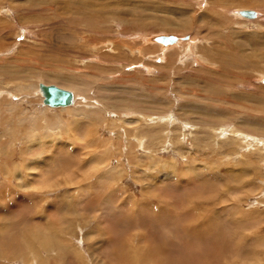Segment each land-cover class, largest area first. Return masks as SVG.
Segmentation results:
<instances>
[{"label":"rangeland","instance_id":"374dc122","mask_svg":"<svg viewBox=\"0 0 264 264\" xmlns=\"http://www.w3.org/2000/svg\"><path fill=\"white\" fill-rule=\"evenodd\" d=\"M41 84L76 100L47 108ZM0 155V237L74 184L76 231L70 209L49 228L68 264H264V0H0Z\"/></svg>","mask_w":264,"mask_h":264},{"label":"crops","instance_id":"0c3cea01","mask_svg":"<svg viewBox=\"0 0 264 264\" xmlns=\"http://www.w3.org/2000/svg\"><path fill=\"white\" fill-rule=\"evenodd\" d=\"M77 189L76 186L73 184L71 187V190H66L64 187H58L54 188L49 191V198L51 201L56 202V206L53 207L51 210H44L41 206L37 205V210L33 208L36 214L32 215L29 213H24V210L21 212H18L17 210H14L12 208L11 212V220L10 223L7 225V227L1 232L0 237V247L1 248H11L9 251V255H3L0 257V264H13L16 262H19V264H40L42 263V257L34 258V260H31L28 254H26L27 245L25 244V241L27 240V237L25 235L26 232L29 230L36 233V237L39 238L40 242H36L35 251H38V248H42V244H44V240L47 238L49 239V228L54 223V220H58L60 222H63L66 224L68 221L67 213L70 209L72 211V215L74 217H71V224H72V232L76 231V209H77ZM46 191L44 192V194ZM69 199V206H67V200ZM48 207H51L48 204H45ZM32 208V209H33ZM17 211V213H16ZM69 222V221H68ZM15 225V226H14ZM20 230L21 233L17 236V233L15 230ZM46 235V236H43ZM12 237L14 239H9L8 237ZM59 231H56V237L54 239H51L52 241V247L54 249V256L50 260V262H53L55 264L63 263L68 264L69 261L67 258H70V255L68 257V248L71 249V246L67 248L64 244L62 245L59 243ZM69 240H71L69 238ZM79 240V239H76ZM15 243H17V247L15 246ZM113 241L106 242L104 244V247H107L111 245ZM9 244V247H8ZM38 247V248H37ZM25 251V252H24ZM4 252V249H3ZM5 252H8L5 251ZM46 252L49 253L48 248H46ZM5 256V257H4ZM40 258V259H39ZM36 260V261H35ZM40 262H38V261ZM44 261V260H43ZM48 262V261H47Z\"/></svg>","mask_w":264,"mask_h":264},{"label":"bare ground","instance_id":"6f19581e","mask_svg":"<svg viewBox=\"0 0 264 264\" xmlns=\"http://www.w3.org/2000/svg\"><path fill=\"white\" fill-rule=\"evenodd\" d=\"M110 9V8H109ZM239 9H237V10H234L233 11V13L234 14H236L237 16H239V17H241V18H246V19H253V18H255L256 16H257V14H256V12H255V16L254 17H248V16H244V15H241L240 13H239ZM162 36H165V35H162ZM158 37V36H157ZM157 37H155V38H153V39H151V41H153V42H157V43H162V44H168V45H170V44H173L174 42H176L177 41V38H175L174 36H168V37H174V39L172 40V42H159L158 40H157ZM116 53V52H115ZM54 77H56L55 75H54ZM72 77V76H71ZM77 79V78H76ZM75 82V81H74ZM21 84V83H20ZM18 85V86H15L16 87V91L19 93V94H22V92H24L25 90H26V88H24L23 87V85ZM47 85H53V84H41V86H47ZM39 86V85H38ZM53 86H55V85H53ZM56 87H58V88H61V87H59V86H56ZM39 89H40V87H39ZM61 89H64V90H67V91H69L70 93H71V98H70V100H69V103L68 104H66V105H60V106H50V105H48V104H46L45 103V101H44V98H45V93L43 92V103L42 104H44V106H46L47 108H60V109H67L75 100H76V96H77V93H76V91H74V89L73 90H71V89H65V88H61ZM27 90H28V88H27ZM41 93V92H40ZM6 100V99H5ZM4 100V101H5ZM16 105V104H15ZM17 107V106H16ZM19 107V106H18ZM71 107V106H70ZM74 107V106H73ZM77 107V106H76ZM6 108V107H5ZM16 109V108H15ZM76 109V108H75ZM82 109V108H81ZM8 110H11V106H10V108H8ZM22 110H23V108H22ZM39 110V109H38ZM25 111V110H24ZM36 111V110H35ZM96 111V110H95ZM27 112H28V110H27ZM30 112V111H29ZM37 112V111H36ZM44 111L41 109V110H39V114H41V113H43ZM46 112V111H45ZM67 112V111H66ZM82 112H85V111H82ZM2 113V112H1ZM33 113V112H32ZM30 113V114H27L28 116H27V119L30 121V122H32V125H33V127H34V125H35V123H36V121H35V116L33 115V114H36V113ZM86 113V112H85ZM84 113V114H85ZM91 113H92V111H91ZM15 114V113H14ZM93 114V113H92ZM91 114V115H92ZM95 115H96V113H94ZM93 114V115H94ZM13 115V114H12ZM18 115V114H17ZM17 115L15 116V117H17ZM22 115H24L23 113H22ZM92 115V116H93ZM98 115V114H97ZM87 116V115H86ZM88 116H89V114H88ZM92 116H90V117H92ZM11 117V116H10ZM97 117V116H96ZM95 117V118H96ZM131 117H133V116H131ZM22 118H25V116L24 117H22ZM22 118H20V119H22ZM93 118V117H92ZM94 118V119H95ZM13 119H14V116H13ZM17 119V118H16ZM19 119V118H18ZM26 119V120H27ZM99 119V118H98ZM128 118H126V120H127ZM131 119V118H130ZM134 119V118H133ZM59 120V119H58ZM64 120H65V118H64ZM68 120V119H67ZM88 120V119H87ZM4 121V120H3ZM22 121H24V120H22ZM28 121V122H29ZM93 121V120H92ZM131 121V120H130ZM26 122V121H25ZM58 122V121H57ZM61 122V121H60ZM5 123V122H4ZM21 123V122H20ZM56 122H54V124H55ZM65 123V122H64ZM8 124H9V122H8ZM10 124H11V122H10ZM13 124V123H12ZM15 124V123H14ZM13 124V125H14ZM23 124H26V123H23ZM71 124V123H70ZM116 124V123H115ZM127 124V123H126ZM5 125V124H4ZM7 125V124H6ZM36 125H37V123H36ZM44 125H46L45 123H44ZM52 125H53V123H52ZM51 125V126H52ZM55 125H57V124H55ZM66 125V124H65ZM125 125V124H124ZM16 126H17V123H16ZM25 126V125H24ZM67 126V125H66ZM21 127V126H20ZM32 126H30V132H34L33 130H35V128L33 129V128H31ZM47 127V126H46ZM125 127V126H124ZM17 128V127H16ZM27 128V127H26ZM29 128V127H28ZM27 128V129H28ZM50 128H52V127H50ZM128 128V127H127ZM8 129V128H7ZM22 129V128H21ZM48 129H49V127H48ZM67 130V129H66ZM22 131V130H21ZM20 131V132H21ZM62 131V130H61ZM60 131V132H61ZM8 132V131H7ZM13 132H14V130H13ZM26 132V131H25ZM24 132V133H25ZM28 132H29V129H28ZM23 133V134H24ZM28 136H30L31 135V133H28L27 134ZM24 136V135H23ZM32 137H34V134H33V136ZM31 137V138H32ZM92 137V136H91ZM90 137V138H91ZM97 137V136H96ZM117 137V136H116ZM39 138V137H38ZM95 138V137H94ZM118 139L120 138V137H117ZM27 139H29L28 137H27ZM33 139V138H32ZM71 139H73V137L71 138ZM87 139H89L88 137H87ZM91 139H93V138H91ZM121 140V139H120ZM3 141V140H2ZM82 141V140H81ZM90 141H92V140H90ZM94 141V140H93ZM99 141V140H98ZM29 142H30V140H29ZM63 144V143H62ZM118 144V143H117ZM46 145V144H45ZM2 148V147H1ZM58 148V147H57ZM52 149V148H51ZM105 150V149H104ZM81 151V150H80ZM93 152V151H92ZM105 152V151H104ZM98 154V153H97ZM142 154V153H141ZM128 155V154H127ZM151 155V154H150ZM1 156V155H0ZM39 156V155H38ZM138 156V155H137ZM136 156V157H137ZM146 156L148 157L149 155H147L146 154ZM152 156V155H151ZM24 158V157H23ZM27 158V157H26ZM29 158V157H28ZM87 158V157H86ZM142 158V156H139L138 157V159L137 160H140ZM36 159V158H35ZM120 159V158H119ZM133 159V158H132ZM135 159V158H134ZM148 159V158H147ZM149 159L153 162V163H155V164H158V163H160V161L161 160H159L158 158H154V157H149ZM26 160V159H25ZM31 160H34V158H32ZM38 160H41L40 158H37L36 159V161H38ZM71 160V159H70ZM90 160V159H89ZM137 160H134L135 162L137 161ZM29 161V160H28ZM43 161V160H42ZM88 161V160H87ZM141 161V160H140ZM150 161V162H151ZM205 161V160H204ZM19 163V162H18ZM25 163V162H24ZM29 163H30V161H29ZM32 163V162H31ZM30 163V164H31ZM202 163V162H201ZM36 164V163H35ZM142 164V163H141ZM140 164V165H141ZM152 164V163H151ZM40 165V164H39ZM45 165V164H44ZM137 165V164H136ZM162 165H165L164 163L162 164ZM22 166V165H21ZM26 166V165H25ZM13 167H15V166H13ZM163 168H164V166H163ZM166 168V167H165ZM27 169H29V171H33V167H29V168H27ZM111 169H112V167H110V168H108V169H106L104 172H102V173H110L111 172ZM194 169V168H193ZM18 170V169H17ZM35 170V169H34ZM38 170V169H37ZM90 170H92V169H90ZM195 170V169H194ZM16 171V170H15ZM147 171V170H146ZM151 171V170H150ZM172 171V170H171ZM34 172V171H33ZM37 172H39V171H37ZM165 172V171H164ZM35 173V172H34ZM100 173V172H99ZM93 174H95V173H93ZM147 174V173H146ZM145 174V175H146ZM29 175H31V174H29ZM38 175V174H37ZM97 175V174H96ZM103 175V174H102ZM35 176V175H34ZM92 176H95V175H92ZM100 176H101V174H100ZM110 176H111V174H110ZM163 176H165V173H163ZM40 177V176H39ZM43 177V176H42ZM96 177V176H95ZM112 178V177H111ZM29 179V178H28ZM73 179V178H72ZM98 179V178H97ZM37 180V179H36ZM95 180H96V178H95ZM101 180V177H99V181ZM97 181V180H96ZM26 182V187H27V189L28 188H31V190H33V189H35L36 188V181H35V179H33V181L31 182V181H25ZM38 182V181H37ZM71 182V181H70ZM149 182V181H148ZM69 184V183H68ZM71 184V183H70ZM42 185V184H41ZM61 185V184H60ZM40 186V185H39ZM38 186V187H39ZM41 187V186H40ZM111 188V187H110ZM51 189V188H50ZM177 192V191H176ZM119 194V193H118ZM85 192H83V195L81 194V200L82 199H84L85 200ZM110 195H111V193H110ZM80 196V195H79ZM125 200V199H124ZM130 200V199H129ZM126 201V200H125ZM144 202V201H143ZM120 205H124V204H119V206ZM129 207V206H128ZM130 208V207H129ZM122 212V211H121ZM67 213V212H66ZM171 224V223H170ZM169 226V225H168ZM59 228V227H58ZM59 231V230H58ZM33 233V232H32ZM32 233H30V234H32ZM29 235V234H28ZM36 235V234H35ZM33 236V235H32ZM29 237H31V236H29ZM32 239V238H31ZM43 245V244H42ZM27 247H29V246H27ZM30 249V248H29ZM28 250V249H27ZM73 250V249H72ZM25 252V251H24ZM28 252V251H27ZM75 252H76V250H75ZM27 254V253H26ZM76 254V253H75ZM53 255V254H52ZM5 257V256H4ZM36 257H39V256H35V257H32L33 259L34 258H36ZM42 257V256H41ZM79 257V256H78ZM80 258V257H79ZM81 259V258H80ZM79 259V260H80ZM82 259H83V257H82ZM32 260V259H31ZM39 262V261H38ZM42 262H43V260H42ZM49 262H47V264H48ZM90 263V262H89ZM43 264H46V263H44L43 262ZM254 264V263H253Z\"/></svg>","mask_w":264,"mask_h":264},{"label":"water","instance_id":"95a60500","mask_svg":"<svg viewBox=\"0 0 264 264\" xmlns=\"http://www.w3.org/2000/svg\"><path fill=\"white\" fill-rule=\"evenodd\" d=\"M241 15L248 16V17H254L255 11L251 9H242L239 11ZM174 37H168V36H158L157 40L159 42H172ZM45 91V98L44 101L46 104L50 106H60V105H66L69 103V100L71 98V93L67 90L58 88L53 85H47L44 86Z\"/></svg>","mask_w":264,"mask_h":264}]
</instances>
